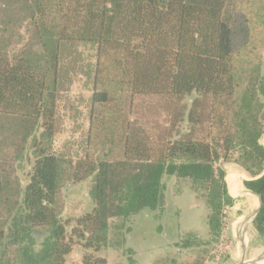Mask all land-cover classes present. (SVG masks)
Instances as JSON below:
<instances>
[{"label":"trees","instance_id":"trees-1","mask_svg":"<svg viewBox=\"0 0 264 264\" xmlns=\"http://www.w3.org/2000/svg\"><path fill=\"white\" fill-rule=\"evenodd\" d=\"M87 44L88 125L70 180L91 179L92 206L70 226L52 144L65 48ZM139 95L174 102L154 136L131 120ZM263 136L264 0H0V264H68L75 244L79 264H107L95 254L111 221L158 210L170 176L203 186L218 238L235 204L224 164L246 173L264 242Z\"/></svg>","mask_w":264,"mask_h":264},{"label":"rangeland","instance_id":"rangeland-1","mask_svg":"<svg viewBox=\"0 0 264 264\" xmlns=\"http://www.w3.org/2000/svg\"><path fill=\"white\" fill-rule=\"evenodd\" d=\"M94 57V46L75 45L65 48L61 62L57 133L52 149L64 161L57 207L61 218L69 220L70 226L92 206L91 179L73 183L70 173L71 165L83 155L85 148ZM172 105L173 101L161 96H135L130 117L154 136L158 133L156 126L166 124ZM181 128L185 131L184 124ZM261 142L264 145V136ZM221 166L227 173L243 171L234 164ZM162 182V206L156 211L112 220L108 244L95 255L105 258L107 264H246L264 252V242L256 239L249 222L256 210L254 196L243 195L235 199L232 208L225 209L221 234L212 239L207 231L208 209L203 186L173 176L164 177ZM240 214L243 218L238 220ZM194 238L200 244L185 248V243ZM83 253L82 247L75 244L65 257L66 263L79 264Z\"/></svg>","mask_w":264,"mask_h":264},{"label":"crops","instance_id":"crops-1","mask_svg":"<svg viewBox=\"0 0 264 264\" xmlns=\"http://www.w3.org/2000/svg\"><path fill=\"white\" fill-rule=\"evenodd\" d=\"M245 180H248V177H247V175H246V173L244 171H241L240 170V172H238V174H235V173H227L226 172L225 182L227 184V190H228L229 195L233 199H237V198L242 197L243 195L251 194L252 196H254L256 198L255 199L256 200L255 209L257 210L258 207H259L258 197L255 196V195H253L252 193H250L248 190H246L243 187V181H245ZM256 210H255V212H256ZM254 213L250 217L249 222H251V219H252ZM241 218H243V214H240L238 216V220H240Z\"/></svg>","mask_w":264,"mask_h":264},{"label":"water","instance_id":"water-1","mask_svg":"<svg viewBox=\"0 0 264 264\" xmlns=\"http://www.w3.org/2000/svg\"><path fill=\"white\" fill-rule=\"evenodd\" d=\"M257 210H258V209H257ZM257 210H256V212L254 213L252 219H253L254 216L256 215ZM252 219H251V221H252ZM262 260H264V252H263L260 256H258L257 258L248 261L247 264H259Z\"/></svg>","mask_w":264,"mask_h":264},{"label":"bare ground","instance_id":"bare-ground-1","mask_svg":"<svg viewBox=\"0 0 264 264\" xmlns=\"http://www.w3.org/2000/svg\"><path fill=\"white\" fill-rule=\"evenodd\" d=\"M258 256V255H257ZM251 260V259H250ZM247 264V263H246ZM259 264H264V260H262Z\"/></svg>","mask_w":264,"mask_h":264}]
</instances>
